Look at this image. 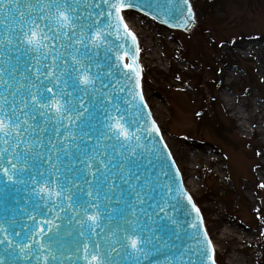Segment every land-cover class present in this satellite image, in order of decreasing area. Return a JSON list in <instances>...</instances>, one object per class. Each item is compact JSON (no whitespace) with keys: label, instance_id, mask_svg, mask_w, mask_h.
I'll return each instance as SVG.
<instances>
[{"label":"snow or ice","instance_id":"snow-or-ice-1","mask_svg":"<svg viewBox=\"0 0 264 264\" xmlns=\"http://www.w3.org/2000/svg\"><path fill=\"white\" fill-rule=\"evenodd\" d=\"M129 9L195 21L189 0H0V264H144L161 246L164 264H217Z\"/></svg>","mask_w":264,"mask_h":264},{"label":"rangeland","instance_id":"rangeland-1","mask_svg":"<svg viewBox=\"0 0 264 264\" xmlns=\"http://www.w3.org/2000/svg\"><path fill=\"white\" fill-rule=\"evenodd\" d=\"M211 1L192 3L201 9ZM217 4L209 13L196 9L195 33L187 37L133 12H126L125 19L141 41L143 92L153 118L175 157L188 144L184 150L190 160L176 161L211 238L217 240V264H264V223L257 219L264 221V0ZM212 40L215 46L209 45ZM179 44L178 51L186 49L187 57H177ZM198 44L216 71L212 87L222 122L230 127L228 135L203 128L196 117L203 97L187 76L199 73L201 66L192 55ZM248 143L257 147L255 152Z\"/></svg>","mask_w":264,"mask_h":264},{"label":"trees","instance_id":"trees-1","mask_svg":"<svg viewBox=\"0 0 264 264\" xmlns=\"http://www.w3.org/2000/svg\"><path fill=\"white\" fill-rule=\"evenodd\" d=\"M217 4V0H212L211 2L205 3L204 8L198 7V5L195 3L194 8L200 9L202 11V14L208 12L212 7H215ZM219 4V3H218ZM218 4L216 6H218ZM210 46H215V43L212 41ZM194 48V54L195 56V62L201 66L199 67V73L195 76H187L188 80L195 83V89L200 91L202 97H203V103L202 106H200L198 110V120L199 123L202 124L203 128L207 127L210 128L213 132L217 133L218 136L223 135L222 130L225 131V135H228V133L231 132L230 127H226L222 122V115L219 113V104L217 101V98L215 96V88L212 87L214 84L216 71L213 67V64L210 65L208 61L205 59V56L202 47L198 44ZM187 50H182L179 53V55H182V57H187L186 54ZM172 72H174L172 70ZM177 72V71H176ZM175 72V73H176ZM247 75V81L248 83L252 82L251 75L249 73ZM202 88L203 91H202ZM204 90L205 93L204 94ZM247 148L252 149L254 152L257 149V147H253L249 143L246 145ZM264 150V145L261 147ZM260 218V217H259Z\"/></svg>","mask_w":264,"mask_h":264},{"label":"water","instance_id":"water-1","mask_svg":"<svg viewBox=\"0 0 264 264\" xmlns=\"http://www.w3.org/2000/svg\"><path fill=\"white\" fill-rule=\"evenodd\" d=\"M181 7L186 9V6L183 5V4H181ZM126 11H128V10H126ZM129 11L136 12L138 14H141V15L145 16L142 12H140V11H138L136 9H129ZM146 17L151 19V17H149V16H146ZM175 17H176L175 19L170 21V24L161 23L159 20H153V21L156 24H159L162 27H165V28H167L169 30H177V31H181V32L186 33V34L189 35V33L195 27L196 21L191 22V26L186 29L183 26L184 23H185V19H184V17L182 16V14L179 11L176 12ZM132 55H135V47L134 46H132ZM2 187H3V183H2V180H0V190H2ZM15 195H16L15 193H12V194L9 195V198H8L9 207L13 206L11 201H12L13 196H15ZM23 196H24V193H20L19 196L16 197V198H20V197H23ZM21 203L22 204L24 203V201L22 199H21ZM189 209H190V206H189ZM3 213H4L3 198L0 197V216H2ZM194 215L195 214L193 213V217H194ZM47 219H51V217L49 216V217H47ZM181 219H183V216H181ZM39 222H40V220L38 219L37 223H39ZM171 255H172V253L169 252L168 249H165L163 246H161V248L157 252H153V253L150 254L149 260H146L144 262V264H164V260H165L166 256H171Z\"/></svg>","mask_w":264,"mask_h":264},{"label":"bare ground","instance_id":"bare-ground-1","mask_svg":"<svg viewBox=\"0 0 264 264\" xmlns=\"http://www.w3.org/2000/svg\"><path fill=\"white\" fill-rule=\"evenodd\" d=\"M130 25V24H129ZM130 27H131V25H130ZM134 31V30H133ZM135 32V31H134ZM138 36V35H137ZM140 40V39H139ZM140 46H141V41H140ZM140 65L142 66V63H141V59H140ZM145 96V95H144ZM145 100L147 101V99L145 98ZM148 103V102H147ZM149 105V104H148ZM162 135H163V133H162ZM164 136V135H163ZM164 140H166L165 139V137H164ZM166 142V141H165ZM167 143V142H166ZM185 146H183V148H181V150H180V153L178 152L177 154H176V157H175V154H174V152H173V148L171 147V146H169L170 147V149H171V151L173 152V155H174V158L176 159V160H178V161H181V162H186V161H189L190 160V158L188 157V155H187V152L184 150L185 149V147L186 146H188V144H184ZM175 148V147H174ZM187 149V148H186ZM192 151H195V149H197V147H192V148H190ZM203 152L204 153H210L207 149H204L203 150ZM177 165H178V167H179V164H178V162H177ZM183 177V176H182ZM183 181H184V178H183ZM184 187L187 189V187H186V184H185V181H184ZM188 190V189H187ZM189 192V191H188ZM190 193V192H189ZM219 220H221L220 219V217L217 219V221L216 222H218ZM214 220H211L210 218H209V221L208 222H210V223H213L214 224V222H213ZM225 224H227L228 226H230V227H232L231 226V223H230V221H226L225 222ZM204 226L207 228V225H206V218L204 217ZM216 227H214V230H218V228L217 229H215ZM209 236L211 237V235L209 234ZM230 239H232V240H234V237H230ZM213 240V243L215 244V246H216V252L219 254V250H220V248H217V245H216V241L214 240V239H212ZM221 240H218V242H220Z\"/></svg>","mask_w":264,"mask_h":264}]
</instances>
